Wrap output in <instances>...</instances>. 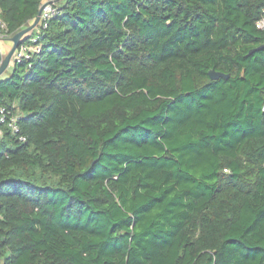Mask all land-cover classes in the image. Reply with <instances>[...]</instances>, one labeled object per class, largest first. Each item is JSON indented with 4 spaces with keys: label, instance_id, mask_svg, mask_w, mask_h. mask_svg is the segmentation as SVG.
I'll use <instances>...</instances> for the list:
<instances>
[{
    "label": "trees",
    "instance_id": "obj_1",
    "mask_svg": "<svg viewBox=\"0 0 264 264\" xmlns=\"http://www.w3.org/2000/svg\"><path fill=\"white\" fill-rule=\"evenodd\" d=\"M56 5L0 80V264H264V0Z\"/></svg>",
    "mask_w": 264,
    "mask_h": 264
},
{
    "label": "built area",
    "instance_id": "obj_2",
    "mask_svg": "<svg viewBox=\"0 0 264 264\" xmlns=\"http://www.w3.org/2000/svg\"><path fill=\"white\" fill-rule=\"evenodd\" d=\"M41 6H43V8L41 11L39 23L35 28V33L29 34L28 42L20 43L19 47L12 57L11 63L13 64V66L17 63L30 60L34 54H38L40 52L41 47L37 44V40L39 39L41 31L46 29L50 20L58 16L60 13L59 7L56 5L55 0H43ZM256 27L260 30H264V9L262 11L261 18L256 22ZM10 37L11 36L8 33L5 22L0 18V42L8 40ZM0 121L5 122L4 108L0 109ZM16 122L17 118L12 117L7 123L8 126L15 132L17 131Z\"/></svg>",
    "mask_w": 264,
    "mask_h": 264
},
{
    "label": "water",
    "instance_id": "obj_3",
    "mask_svg": "<svg viewBox=\"0 0 264 264\" xmlns=\"http://www.w3.org/2000/svg\"><path fill=\"white\" fill-rule=\"evenodd\" d=\"M58 1L60 0H55V2H58ZM42 8L43 6L40 7L38 15L32 22H30L28 26H26L25 28H22L16 34H14L12 37L9 38V41L11 42L12 45H11L10 50L7 52L5 56H2V59L0 61V80L3 78L4 72L9 69L11 65L12 57L14 53L16 52L17 48L19 47L20 43L22 42L23 37L29 34L31 31H33L37 27L39 20H40ZM262 47L263 46H259L251 50L249 54H252L255 51L261 50ZM208 75L211 80H219L221 78L228 79L229 77L228 74L218 72L214 69L209 70Z\"/></svg>",
    "mask_w": 264,
    "mask_h": 264
},
{
    "label": "crops",
    "instance_id": "obj_4",
    "mask_svg": "<svg viewBox=\"0 0 264 264\" xmlns=\"http://www.w3.org/2000/svg\"><path fill=\"white\" fill-rule=\"evenodd\" d=\"M11 45L12 44L9 40H4V41L0 42V51H1L2 56H5L7 54V52L11 48ZM12 69H13V64L11 63V65L9 67V71L7 72V74H5L3 76V78L7 77L10 74V72L12 71Z\"/></svg>",
    "mask_w": 264,
    "mask_h": 264
},
{
    "label": "rangeland",
    "instance_id": "obj_5",
    "mask_svg": "<svg viewBox=\"0 0 264 264\" xmlns=\"http://www.w3.org/2000/svg\"><path fill=\"white\" fill-rule=\"evenodd\" d=\"M34 31H35V29H34L33 31H31L30 33H33ZM30 33H29V34H30ZM29 34H27V35L25 36V38H26V37H28V36H29ZM8 40H9V39H8ZM8 71H9V69H8V70H6V71L4 72V75H5V74H7V72H8Z\"/></svg>",
    "mask_w": 264,
    "mask_h": 264
}]
</instances>
